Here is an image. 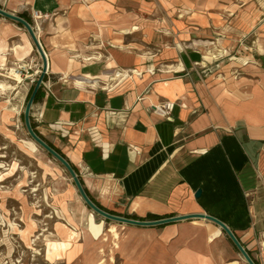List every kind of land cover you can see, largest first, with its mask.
I'll return each instance as SVG.
<instances>
[{"label":"crops","instance_id":"1","mask_svg":"<svg viewBox=\"0 0 264 264\" xmlns=\"http://www.w3.org/2000/svg\"><path fill=\"white\" fill-rule=\"evenodd\" d=\"M0 7L31 18L49 59L35 127L95 200L122 216L211 214L264 264V0ZM203 40L212 43L197 44ZM41 63L25 26L0 15V78ZM164 101L172 103L169 117L154 111ZM96 221L102 235L90 230L67 250L74 264H249L210 218Z\"/></svg>","mask_w":264,"mask_h":264},{"label":"rangeland","instance_id":"2","mask_svg":"<svg viewBox=\"0 0 264 264\" xmlns=\"http://www.w3.org/2000/svg\"><path fill=\"white\" fill-rule=\"evenodd\" d=\"M225 8L222 9L224 14ZM38 56L42 59L39 52ZM26 70L34 73V70ZM10 73V69L4 70L5 77L0 78V83L4 85L0 88V111L5 107L14 111L12 123H0V264H74L67 252L63 259L57 255L52 259L47 256L50 241L46 236L54 233L63 241L67 235L61 225L67 223L71 227L61 204L56 201L55 189L63 193L71 185L76 193L73 192L68 201L77 215L83 212L85 205L88 208L87 215H95L97 220L103 217L92 213L86 202L78 199L77 196L81 194L70 172L57 158L47 153L27 130L24 113L28 104L27 96L35 84L25 77V71L22 72L23 80L19 82L9 78ZM36 111L34 102L29 114L31 123L35 121L32 115ZM9 133L36 147L34 155L20 149ZM40 160L60 170L62 185L57 184L58 179L52 174L45 172ZM79 231V238L73 240L74 246L81 244V238L89 232L83 225H80Z\"/></svg>","mask_w":264,"mask_h":264},{"label":"bare ground","instance_id":"3","mask_svg":"<svg viewBox=\"0 0 264 264\" xmlns=\"http://www.w3.org/2000/svg\"><path fill=\"white\" fill-rule=\"evenodd\" d=\"M237 5H233L230 8V11L233 10ZM231 14V13H230ZM220 45H223V40L219 39L218 41ZM207 44V43H212L208 41H197V44ZM203 54H205V57L207 60L211 61L214 57V54L210 52L207 48H203ZM194 60L198 62H202L201 59V54L198 51H195L192 53ZM214 70L216 69L215 66L213 67ZM8 77L16 80V81H22V75L17 73L15 70L10 73ZM210 78H213L212 74L210 75ZM4 85L0 83V88L3 87ZM14 116V111L11 110L8 107H5L0 111V123H12V119ZM13 141L19 146L20 149H22L25 153L34 155L36 151V147H33L32 144L27 143L25 141H20L18 140L13 133L8 134ZM42 165L45 168V172L47 174H52L56 179H58L57 184L62 185V175L60 173V170L57 168L56 170L49 164L43 162L40 160ZM76 193V189H74L71 185H68V188L65 190V192L61 193L58 191V189H55L54 191V196L56 198V201L61 204L62 206V212L64 215L67 216V222L71 225V227L67 226L66 224H62V230L66 231V239L61 241L59 240L56 234L52 233L46 236V239L50 241V247L47 252V256L49 259H52L56 255L60 258L63 259L64 254L66 255V252L68 249L73 247V240L76 238H79L80 236V231L79 227L80 225H83L86 229L89 231L91 230L94 235L97 237L102 235L103 229H102V222L96 221L95 217L88 213L87 211L88 208L83 205V212H81L79 215H77V211L72 208V206L69 205L68 199H71L72 193ZM80 201L82 200L81 196H77ZM52 245V246H51Z\"/></svg>","mask_w":264,"mask_h":264},{"label":"water","instance_id":"4","mask_svg":"<svg viewBox=\"0 0 264 264\" xmlns=\"http://www.w3.org/2000/svg\"><path fill=\"white\" fill-rule=\"evenodd\" d=\"M0 15L11 18L15 21H18L20 23H22L25 28L27 29V31L30 32L35 45L37 46V50L41 56V58L43 59V64H42V71H41V75L38 78L37 82L34 85V91L31 94L30 98L28 99V104L26 106V110L24 113L25 116V124H26V128L29 131V133L31 134V136L36 139L43 147L44 149L47 151V153L52 154L55 158H57L60 163L66 167L67 171L70 172V175L75 183V185L78 188V191L81 194L82 200H84L87 204V206L91 209L92 213H97L100 214L102 217H104L105 219H114L120 222H127V223H132V224H139V225H158V224H166L168 222H174V221H178L180 219H185V218H193L194 216H200V217H205V218H210L212 220H214L215 222H217L219 225L222 226V228L225 229V231L228 233V235L230 236V238L233 240V242L235 243V245L237 246V248H239L240 252L243 254L244 258L246 259V261L249 264H256V262L253 260V258H251L250 254L247 253V250L245 249V247L241 244V242L239 241V239H237L235 237V235L233 234L232 230L229 228L228 225L225 224L224 221H221L219 218L211 215V214H194V215H180V216H169V217H165V218H161V219H154V220H140V219H133V218H129L125 215H118V214H113L111 212H107L105 210H103L102 208H100L95 202H93V200H91L85 190V187L82 185L80 177L78 175L77 172H75L74 168L72 167L70 161L63 157L56 149H54L50 144H47L36 132V130L33 129L32 124L30 122V109L32 107V105L34 104V98L37 94V92L39 91V89L41 88V83L44 81L45 76L47 75V70L49 67V59L47 58V54L43 48V45H41V42L38 38V35L36 34V31L34 30L33 26H31V24L24 18L21 17L20 15H16L13 14L9 11H7L6 9H2L0 8ZM200 194V190H198L196 192V195L198 196Z\"/></svg>","mask_w":264,"mask_h":264},{"label":"trees","instance_id":"5","mask_svg":"<svg viewBox=\"0 0 264 264\" xmlns=\"http://www.w3.org/2000/svg\"><path fill=\"white\" fill-rule=\"evenodd\" d=\"M18 15H20L21 17H24L29 23H31V18L29 17V16H27L26 15V13H20V14H18ZM47 79V76L45 77V80ZM32 89L30 90V92H29V94H28V96H27V98L29 99L30 98V96H31V94L33 93V91H34V88L33 87H31ZM41 90H42V87L39 89V91L37 92V94H36V96H35V98H34V102H36L37 100H39L40 98H41ZM32 124V127H33V129L34 130H36V132H37V134L43 139V140H45V142L47 143V144H50L54 149H56L63 157H65V158H67V156L65 155V153H63L55 144H52L50 141H48L37 129H36V127H35V123H31ZM69 161H70V159L69 158H67ZM70 163H71V165H72V167L74 168V170H75V172H77L78 173V175H79V177H80V180L82 181V178H81V175L79 174V172H78V170H77V168H76V166L70 161ZM82 184H83V181H82ZM85 190H86V192H87V194H88V196H89V198L91 199V200H93V202H95L100 208H102L103 210H105V211H109V212H111V213H113V214H117V213H115L113 210H110L109 208L107 209L106 207H104L101 203H99L97 200H95V198H93L92 196H91V194L88 192V190H87V188L85 187ZM118 215H120V214H118ZM125 216H127V217H129V218H133V219H140V220H149V221H151V220H154V219H161V218H165V217H169V216H174L173 214H165V215H159V214H156V213H151V214H148L147 216H139L138 214L137 215H135V214H126ZM257 264V263H256Z\"/></svg>","mask_w":264,"mask_h":264},{"label":"built area","instance_id":"6","mask_svg":"<svg viewBox=\"0 0 264 264\" xmlns=\"http://www.w3.org/2000/svg\"><path fill=\"white\" fill-rule=\"evenodd\" d=\"M33 16L35 18H42L46 15H43L41 13H39L38 11H34L33 12ZM28 66V69L32 68V66H30L29 64H26L25 66H23L22 68H19L18 70H15L17 73L21 74L22 75V72L25 71V76L26 78H29L31 83L35 84V82L38 80V78L40 77L41 75V71H42V65L41 66H37V69L34 70V74H29L28 71L25 69V67L27 68ZM35 75V76H34ZM34 76V77H33ZM37 77V79L35 78ZM42 85H45V79L44 81L41 83V86ZM40 86V87H41ZM171 105L172 103L170 101H164L162 103H159L158 105H155L154 107V111L160 115H164L166 117H169L171 115Z\"/></svg>","mask_w":264,"mask_h":264}]
</instances>
